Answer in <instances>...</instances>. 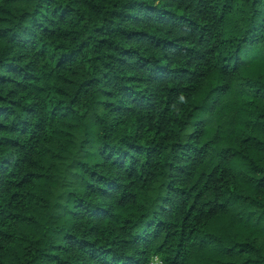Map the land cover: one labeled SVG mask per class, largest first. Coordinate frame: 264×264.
Returning a JSON list of instances; mask_svg holds the SVG:
<instances>
[{"label":"trees","instance_id":"16d2710c","mask_svg":"<svg viewBox=\"0 0 264 264\" xmlns=\"http://www.w3.org/2000/svg\"><path fill=\"white\" fill-rule=\"evenodd\" d=\"M264 264V0H0V264Z\"/></svg>","mask_w":264,"mask_h":264},{"label":"rangeland","instance_id":"374dc122","mask_svg":"<svg viewBox=\"0 0 264 264\" xmlns=\"http://www.w3.org/2000/svg\"><path fill=\"white\" fill-rule=\"evenodd\" d=\"M151 264H161L158 258H155Z\"/></svg>","mask_w":264,"mask_h":264}]
</instances>
